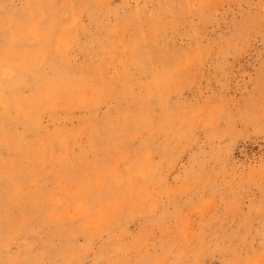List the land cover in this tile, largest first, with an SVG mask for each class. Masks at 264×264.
<instances>
[{"label":"rangeland","instance_id":"374dc122","mask_svg":"<svg viewBox=\"0 0 264 264\" xmlns=\"http://www.w3.org/2000/svg\"><path fill=\"white\" fill-rule=\"evenodd\" d=\"M0 264H264V0H0Z\"/></svg>","mask_w":264,"mask_h":264}]
</instances>
